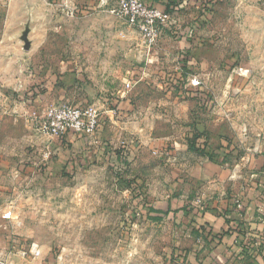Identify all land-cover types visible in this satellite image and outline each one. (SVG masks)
<instances>
[{
  "label": "rangeland",
  "instance_id": "374dc122",
  "mask_svg": "<svg viewBox=\"0 0 264 264\" xmlns=\"http://www.w3.org/2000/svg\"><path fill=\"white\" fill-rule=\"evenodd\" d=\"M26 1L0 0L6 264L216 263L205 184L220 197L224 162L264 181V0H139L178 7L152 45L118 0ZM63 102L96 108V133L37 134L26 114Z\"/></svg>",
  "mask_w": 264,
  "mask_h": 264
},
{
  "label": "crops",
  "instance_id": "0c3cea01",
  "mask_svg": "<svg viewBox=\"0 0 264 264\" xmlns=\"http://www.w3.org/2000/svg\"><path fill=\"white\" fill-rule=\"evenodd\" d=\"M28 4L30 6V2L24 0L26 7ZM63 138L71 141L75 135L67 134ZM260 156H256L254 161L260 162ZM240 166L241 162L234 164L230 172L228 164L222 163L219 172L221 183L216 185L220 197L209 200L212 196L207 187L208 182L204 186V229L215 235L212 251L217 256L214 258L216 263L204 264H247L248 256L241 248L244 240L245 249L255 257L250 258L248 264H264V181L260 175L263 170L252 167L251 173L245 177ZM225 167L226 172L223 170ZM237 203L242 205L240 210L236 207ZM237 224L240 226L236 227ZM231 256L236 257L233 263L228 261ZM5 258L0 253V264H6Z\"/></svg>",
  "mask_w": 264,
  "mask_h": 264
},
{
  "label": "built area",
  "instance_id": "2783aa9c",
  "mask_svg": "<svg viewBox=\"0 0 264 264\" xmlns=\"http://www.w3.org/2000/svg\"><path fill=\"white\" fill-rule=\"evenodd\" d=\"M117 15L123 18L125 23L140 31L144 40L152 45L156 43L159 28L168 19V14L161 8L149 6L139 0H118ZM192 84H199L193 81ZM26 114V113H25ZM27 120L34 131L43 137L47 143H53L67 134L89 137L100 126V115L93 106H75L68 103H60L46 106L40 111L26 114ZM51 151L46 148L43 159H48ZM240 210L242 205L237 203ZM22 257L36 259L40 256L37 245L32 244L27 250L18 252Z\"/></svg>",
  "mask_w": 264,
  "mask_h": 264
},
{
  "label": "trees",
  "instance_id": "16d2710c",
  "mask_svg": "<svg viewBox=\"0 0 264 264\" xmlns=\"http://www.w3.org/2000/svg\"><path fill=\"white\" fill-rule=\"evenodd\" d=\"M174 1V0H173ZM175 2V1H174ZM183 5V4H182ZM161 9L164 11V12H166L167 13V11H170V9L171 10H176V9H178V7H174V6H172V5H170V6H166V5H161ZM185 42H184V44H186L187 42V40H184ZM186 59H188L187 58V56L184 58V56H183V58H181V60H182V62L184 61V60H186ZM38 92L39 91H37V89L36 88H33V89H30V91L27 93V95L30 97V99L32 100L37 94H38ZM203 135L202 134H199V135H196V136H194V141L191 143V147L190 148H192V149H195V150H198L200 153H204V152H207L206 151V140L204 139H202L201 137H202ZM196 140H198V142L199 143H201V144H197L195 141ZM202 142H204V145H203V143ZM182 211H185V209H182ZM240 225L239 224H237L236 225V227H239ZM245 240L243 241V243H242V246H241V248L244 250V252H246V245H245ZM247 251H248V249H247Z\"/></svg>",
  "mask_w": 264,
  "mask_h": 264
}]
</instances>
